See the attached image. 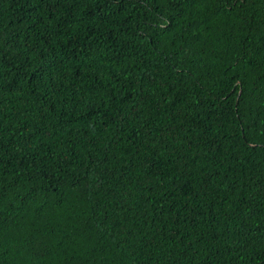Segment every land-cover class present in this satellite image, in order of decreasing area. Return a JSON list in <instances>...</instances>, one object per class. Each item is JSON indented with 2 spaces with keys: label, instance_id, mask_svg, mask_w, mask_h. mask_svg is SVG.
<instances>
[{
  "label": "trees",
  "instance_id": "1",
  "mask_svg": "<svg viewBox=\"0 0 264 264\" xmlns=\"http://www.w3.org/2000/svg\"><path fill=\"white\" fill-rule=\"evenodd\" d=\"M0 264H264V0H0Z\"/></svg>",
  "mask_w": 264,
  "mask_h": 264
}]
</instances>
